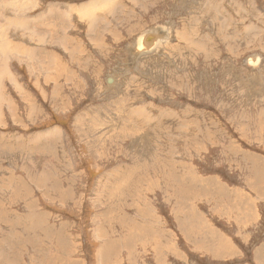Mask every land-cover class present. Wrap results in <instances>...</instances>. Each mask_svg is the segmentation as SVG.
Instances as JSON below:
<instances>
[{
  "label": "rangeland",
  "instance_id": "obj_1",
  "mask_svg": "<svg viewBox=\"0 0 264 264\" xmlns=\"http://www.w3.org/2000/svg\"><path fill=\"white\" fill-rule=\"evenodd\" d=\"M25 1L0 0V44L30 51L0 50V264H221L178 200L219 173L264 202V0Z\"/></svg>",
  "mask_w": 264,
  "mask_h": 264
},
{
  "label": "crops",
  "instance_id": "obj_2",
  "mask_svg": "<svg viewBox=\"0 0 264 264\" xmlns=\"http://www.w3.org/2000/svg\"><path fill=\"white\" fill-rule=\"evenodd\" d=\"M233 164L230 163L229 167ZM182 181L185 185L190 181V186L196 189L179 197L180 206L176 217L181 222L184 221L187 235L193 239H196L197 235L200 236L198 240H194L195 244L201 245L200 241L209 242V246H203L202 249L198 246L199 253L221 264L243 258L245 247L254 243V232H264L261 225L264 202L255 196L258 189L253 187L251 181L249 184L244 180L233 183L219 173L205 177L196 174L195 178ZM189 199L194 201L189 202ZM170 202L172 203V199ZM200 202H208L214 210L215 207L218 210L204 212L202 204L198 205ZM189 216L196 222V231L190 227L187 220ZM251 222L255 223V226L252 225L254 227L250 229ZM257 247L254 257L264 264V242ZM154 262L156 263V259Z\"/></svg>",
  "mask_w": 264,
  "mask_h": 264
},
{
  "label": "bare ground",
  "instance_id": "obj_3",
  "mask_svg": "<svg viewBox=\"0 0 264 264\" xmlns=\"http://www.w3.org/2000/svg\"><path fill=\"white\" fill-rule=\"evenodd\" d=\"M15 2L13 3V2H11L12 4H15L14 5V11H13V13H12V20H11V22H13L14 20L17 22V20L19 19V18H21V17H23V19L26 17L25 15H26V9H25V7H26V5H27V2L25 1V0H14ZM102 1V0H101ZM106 1V0H105ZM16 2H18L19 4H16ZM99 2V1H98ZM107 2V1H106ZM117 2V1H116ZM52 3V2H51ZM105 3V2H104ZM30 5V4H29ZM93 5H95V4H93ZM104 5H106V4H104ZM108 5V4H107ZM144 6V5H143ZM141 7V6H140ZM27 8V7H26ZM55 8H62L61 6H59V5H57V6H55ZM63 8L65 9V8H68V7H64L63 6ZM32 9V8H31ZM64 9H62L61 11H63ZM84 10H85V8H83ZM91 9V8H90ZM80 10H82V9H80ZM87 10V9H86ZM94 10H95V7H94ZM31 11V10H30ZM33 11H34V9H33ZM53 11V10H52ZM65 11V13H67V15H69L71 12H72V10L71 9H68V11H66V10H64ZM89 11V10H88ZM79 12H81V11H79ZM90 12V11H89ZM87 12H85V14H86ZM96 13V12H95ZM83 14V13H82ZM84 14V15H85ZM91 14V13H90ZM4 15V14H3ZM61 15V14H60ZM83 16V15H82ZM81 16V17H82ZM87 16H89V15H87L86 14V16L85 17H87ZM91 16H92V14H91ZM98 16H101V15H98ZM2 17V16H1ZM6 17V16H5ZM27 18L29 19V17L27 16ZM33 18V17H32ZM92 18L94 19V16H92ZM96 18V17H95ZM98 18V17H97ZM90 19V18H89ZM104 19H105V17H104ZM103 19V20H104ZM38 20H39V18H38ZM63 20V19H62ZM100 20V19H99ZM67 21H68V19H67ZM94 21H96V19L94 20ZM93 21V22H94ZM15 22V24H18V25H16V26H18V27H14V35H20V33H21V27H20V24L22 23V22H19V23H16ZM1 23V22H0ZM9 23V22H8ZM99 23V22H98ZM97 23V24H98ZM28 24V23H27ZM89 24H91V23H89ZM93 24H95V22L93 23ZM60 26V25H59ZM93 26V25H92ZM100 26V25H99ZM25 27V26H24ZM93 27H95V26H93ZM98 28V27H97ZM22 29H23V26H22ZM30 30H31V28H29ZM93 29V28H92ZM91 29V30H92ZM161 29L162 28H156V29H151V30H149V31H147L146 33H141V36H140V38L138 39V41H137V43L135 44V45H132V51H131V53L135 56V58L136 57H138V56H140V54H149V53H152V52H154V50H156V47L157 46H159L161 43H162V37H155L156 36V34H158L160 31H161ZM1 31V33L2 34H4V32H3V30H0ZM7 31H8V29H7ZM13 31V30H12ZM28 31V30H27ZM49 31V30H48ZM36 32H38L37 31V29H35V27L33 28V30H32V32L30 33L29 32V34L27 33V35H30L31 34V36H32V38H30V36L28 37V38H30V40L32 39H34V37H36V35H35V33ZM55 32H56V30H55ZM145 32V31H144ZM58 33V32H57ZM169 33V35H170V32H168ZM177 33V32H176ZM56 34V33H55ZM24 35V34H23ZM47 35H50V34H47ZM7 36V35H6ZM40 36V35H39ZM1 37L2 36H0V39H1ZM3 37H5L4 35H3ZM9 37V36H8ZM8 37H6V38H8ZM12 37V36H11ZM164 38V37H163ZM5 39V38H4ZM22 39V38H21ZM24 39V38H23ZM36 39V38H35ZM39 39V38H38ZM2 40V39H1ZM29 40V39H28ZM37 40V39H36ZM22 41V40H21ZM23 41H25V42H27V39L26 40H23ZM3 42V41H2ZM1 42V43H2ZM32 43V42H31ZM40 44H42V43H40ZM28 45V44H27ZM24 47V46H23ZM164 47H165V45H164ZM0 50H1V52L2 53H4L5 52V50L7 51V53H11L12 54V51H15V50H17V51H20V50H23L22 52H25V53H27L28 51H26V50H24L23 48L22 49H12L10 46H9V43H7V41H5V42H3L2 44H0ZM30 52V51H29ZM53 52V51H52ZM54 55V54H53ZM49 57V56H48ZM127 60V59H126ZM75 61H76V59H75ZM70 62V61H69ZM74 62V61H73ZM47 64V63H46ZM59 65V64H58ZM80 68V67H79ZM30 70V69H29ZM56 70H58V69H56ZM61 70V69H60ZM56 75V74H55ZM54 75V76H55ZM58 75V74H57ZM65 75V74H64ZM59 77V76H58ZM65 77V76H64ZM85 77V76H84ZM46 78V77H45ZM67 78H69V77H67ZM51 79H53V78H51ZM55 79V78H54ZM57 79V78H56ZM59 79V78H58ZM46 80V79H45ZM63 80V79H62ZM13 81V80H12ZM49 81V80H48ZM56 81H58V80H56ZM66 81V80H65ZM98 87V86H97ZM29 99V98H28ZM43 99V98H42ZM52 105V104H51ZM31 106V105H30ZM50 106V105H49ZM55 109V108H54ZM30 110V109H29ZM31 110H30V112L27 114V117L29 118V120H33V118L31 117ZM28 120V121H29ZM128 130V129H127ZM207 133V132H206ZM120 225V224H119Z\"/></svg>",
  "mask_w": 264,
  "mask_h": 264
}]
</instances>
